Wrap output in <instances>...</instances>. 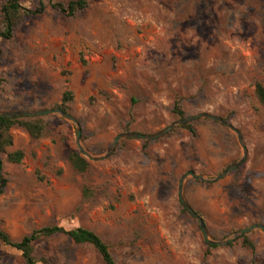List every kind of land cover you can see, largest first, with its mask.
<instances>
[{
  "label": "rangeland",
  "instance_id": "374dc122",
  "mask_svg": "<svg viewBox=\"0 0 264 264\" xmlns=\"http://www.w3.org/2000/svg\"><path fill=\"white\" fill-rule=\"evenodd\" d=\"M70 1L23 0L45 11L24 16L13 38L0 40V112L64 105L93 156H104L124 132L152 134L204 112L221 116L242 133L247 156L219 180L187 177L184 196L212 240L264 224V108L255 96L256 82L264 83V0H86L73 15L52 7ZM66 91L71 101H63ZM177 101L184 117L172 113ZM36 116L44 133L34 138L14 126L2 155L9 183L0 225L12 239L48 225L82 226L109 244L118 264H264L262 230L247 233L254 249L244 235L211 247L180 198L189 171L216 178L244 156L225 124L196 119L192 130L125 138L93 159L79 147L75 122ZM16 150L24 159L11 163ZM73 151L89 161L86 172L70 162ZM34 256L106 264L93 245L65 234L37 240ZM0 264L25 261L0 240Z\"/></svg>",
  "mask_w": 264,
  "mask_h": 264
},
{
  "label": "trees",
  "instance_id": "16d2710c",
  "mask_svg": "<svg viewBox=\"0 0 264 264\" xmlns=\"http://www.w3.org/2000/svg\"><path fill=\"white\" fill-rule=\"evenodd\" d=\"M87 6L88 2L86 0H71L68 4L62 2L52 3V7L68 13L69 15H73L77 11L85 9ZM44 11L45 6L43 4L36 8H29L24 5L23 0H6V2L0 7V40H9L13 38L15 29L24 16L41 14ZM1 53L2 48L0 46V55ZM255 96L264 108V83L261 81H257L255 84ZM72 99V92L66 91L63 95V101L68 102ZM58 107L68 112L64 105H59ZM172 113L176 116L184 117L185 111L180 102L177 101L174 104ZM16 125L24 127L34 138H39L47 127V124L40 118V116L0 117V195L4 193L9 183L4 170V160L2 155L5 153L7 146L13 145V138L10 130ZM181 127L192 130V122L183 124ZM170 132L171 131L168 133ZM24 156L25 154L23 150H16L8 155V161L11 163H19L24 159ZM68 157L70 162L79 172L84 173L89 169V161L80 152H70ZM184 210L188 212L185 206ZM56 234L68 235L78 244H91L96 248L106 264H118L111 252L109 244L106 243L95 231L82 226L73 229H66L60 225L43 226L34 230L31 234L25 235L20 240H14L0 225V240L21 251L25 264H53L44 257L38 259L34 256V243L43 237H49ZM242 243L244 246L252 249L255 247L254 243L248 239L247 234L243 236ZM209 246L216 247L210 244Z\"/></svg>",
  "mask_w": 264,
  "mask_h": 264
},
{
  "label": "water",
  "instance_id": "95a60500",
  "mask_svg": "<svg viewBox=\"0 0 264 264\" xmlns=\"http://www.w3.org/2000/svg\"><path fill=\"white\" fill-rule=\"evenodd\" d=\"M52 113L53 114H59L62 117L66 118L68 120H71L77 124L79 147L87 156H89L93 159H102L104 157L109 156L116 149L117 145L119 144V142L122 139H125V138L155 139V138H158L160 136L165 135L166 133L171 131L176 126L183 125L186 123H190L196 119L207 118V119L216 120V121H219V122L225 124L226 126L231 128L237 134L239 142L241 143V145L243 146V149H244V156L239 161L235 162L234 164L229 166L227 169H225L216 178L208 179V178L204 177L203 175L197 174L194 171H189L188 173H186L183 176L182 181H181V188H180L181 201H182L183 205L185 206V208L189 211V213L198 220L200 227H201V230L205 236V239H206L207 243H209V244H212V245H221L224 243L229 244V243L233 242L235 239L239 238L240 236H243V235H245V234H247V233H249L255 229H260L264 232V224L255 223V224H252L250 226L241 228L240 230H238L234 234V236L232 238H229L225 242L212 240L209 238V232L206 228V225H205L203 218L192 208V206L189 204V202L186 200V198L184 196L183 187H184V181L187 179V177L192 176L195 179L202 180V181L219 180L220 178L226 176L227 174H229L230 172H232L233 170L238 168L243 163V161L245 160V158L247 156V148L243 142L242 133L240 132V130L238 128H236L235 126H233L232 124L227 122L221 116H217V115H214L211 113L204 112V113H200V114H197L194 116L183 118V119L167 126L166 128H163L162 130H159L158 132H155L152 134H144V133H140V132H124V133H121L118 136H116V138L114 139V141L112 142V144L110 145V147L108 148V150L104 156H93L92 154H90V152H88L82 146V144H81L82 129L78 123V120L74 116L69 114L68 112L62 110L60 107L50 108V109H42V110H20V111H11V112H0V117L33 116V115L36 116V115H47V114H52Z\"/></svg>",
  "mask_w": 264,
  "mask_h": 264
}]
</instances>
